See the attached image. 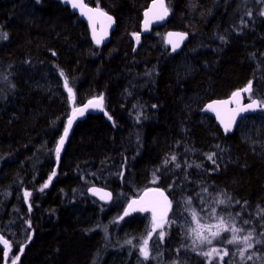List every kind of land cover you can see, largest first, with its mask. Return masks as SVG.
I'll list each match as a JSON object with an SVG mask.
<instances>
[{
    "label": "trees",
    "instance_id": "1",
    "mask_svg": "<svg viewBox=\"0 0 264 264\" xmlns=\"http://www.w3.org/2000/svg\"><path fill=\"white\" fill-rule=\"evenodd\" d=\"M151 1L86 0L116 18L98 46L86 22L57 0H0V234L10 244L8 256L0 248V264L17 256L16 264H134L136 254L118 253L106 233L143 232L148 214L115 218L154 185L172 197V215L189 201L204 211L214 195L231 199L232 213L262 237L255 249L264 255V113L224 135L201 111L249 81L264 102L260 0L249 9L243 0H166L165 27L136 45ZM169 29L190 35L179 53L165 43ZM72 97L76 106L102 97L105 110L75 126L55 170ZM91 185L110 189L112 203L90 196ZM179 234L168 229L165 261L181 258ZM183 253V264H210L194 250Z\"/></svg>",
    "mask_w": 264,
    "mask_h": 264
},
{
    "label": "rangeland",
    "instance_id": "2",
    "mask_svg": "<svg viewBox=\"0 0 264 264\" xmlns=\"http://www.w3.org/2000/svg\"><path fill=\"white\" fill-rule=\"evenodd\" d=\"M249 1L251 0H243L242 8L249 9L250 7L246 6V3H249ZM260 3V13L264 16V0H260ZM133 38L137 45L139 42H137L135 36ZM246 97L248 100H250L256 96H253L251 93V97H249V95H247ZM70 100L72 110H74V108L76 107L75 98L72 97ZM243 128L246 131H251L253 128V120L246 122ZM221 200L225 201V203L221 204ZM233 205L234 203L231 201V199L224 198L221 195H214L211 199V203H209L208 206H205L204 211L196 208L189 201L183 204V206L177 207L174 211V215H172L169 219L157 221L162 226L157 227L155 231L152 230L153 216L151 214H148L145 230L143 232L139 234H133L120 232L118 231V229H116L106 233V242L118 243V253H121L125 248H128L131 254H136L132 257L134 264H183V258H185L186 256L183 253L184 248L194 250L201 255H203V253L211 252V250L214 248L220 250V255L223 254V251L225 249L227 250L228 255L223 256L222 261H220L217 253H212L210 256L204 255L206 261L210 264H225L226 260L230 262V264H248V262L250 264H264V255L262 256L261 254L257 253L255 249L256 246H260L263 242L262 237L255 234L252 228H247L240 222V220L238 219L239 217L231 211ZM219 217H223L224 221L229 225V227L234 226L237 229H241V231L236 233L238 237H244L249 233H252V237L249 243H252L253 247L245 250V244L242 240L233 244L227 243V241L232 238V233L230 231H222L219 237L213 239L207 226H212L211 231H216L217 229L215 226L219 223ZM124 218L125 216L124 214H122L115 218V222L117 224H120L122 223ZM172 225L178 227L181 240H184L183 242H180L181 244L178 246L179 251L181 252V258H174L165 261L161 252L163 251V244L166 243L165 240L168 229ZM193 229H196L197 231L202 232L205 236H208L211 240V243H201L200 240L196 238V233L193 231ZM160 232L164 233L163 238L159 237ZM0 237H2L4 241L8 242L7 245H5L3 241H0V248H2L4 252L7 253L6 256H8V251L10 249L9 241L1 234ZM145 240H147V249L150 253L148 259H144L140 252V249L144 247ZM129 241L131 243H129ZM241 251H243V259L239 254ZM249 256H251L252 259L249 260ZM5 264L10 263L6 262Z\"/></svg>",
    "mask_w": 264,
    "mask_h": 264
},
{
    "label": "water",
    "instance_id": "3",
    "mask_svg": "<svg viewBox=\"0 0 264 264\" xmlns=\"http://www.w3.org/2000/svg\"><path fill=\"white\" fill-rule=\"evenodd\" d=\"M57 1L61 2L64 6H68L70 8V10L73 13H75L80 20L86 22V24L88 25V27L90 29V33H91V37L93 39V42L96 45L102 46L109 41L113 31L116 28V24H117L116 18L113 14L109 13L108 11H106L105 9H103L100 6L88 4L86 2V0H83V3L85 5H87V8H91V9L98 10V11H93V12L85 15V14L81 13V10L79 8H73L71 3L69 2V0H57ZM163 5H164V8H161L160 7V0H152L148 4V6L146 7V9L143 12V18L141 21L140 33H139L140 37L145 35V34L150 33L154 27L163 26L168 22V20L170 18V11H169V8L167 6L166 0H163ZM165 8L167 9V15H165L162 20L156 19L155 18L156 16L163 14ZM101 13H103V15ZM146 13H147V15H145ZM89 16H91V19H89ZM108 17H111V20H109ZM170 33L173 35L170 36L169 35ZM175 34H183V38H181V36L175 35ZM189 38H190L189 33L182 31V30H178V29H169L165 32V36H164L165 43L169 47L172 54L179 53L183 49L185 44L189 41ZM96 39H100L101 42L99 44H97ZM170 40L172 41V43H169ZM174 45H178V47H175V50H173ZM247 85L240 87V88L234 90L233 92L242 90ZM252 88H253V86H252ZM232 93L226 98H216V99L209 100L208 102L205 103V105L201 109V111L203 113L209 114L210 116H212L216 120V123L218 124V126L220 127V129L222 130L224 135L234 133L236 131L240 121L243 118H245L246 116H249L251 114H256L258 112L264 113V108L257 109L255 111H248V112L241 113L240 115L236 116L235 122L232 124L231 129L229 131L225 132V130H224L225 124L229 121L230 116H231V113L229 110L235 109L237 107V103L235 101H233L232 103L228 104L225 107L223 105L216 104L215 102L229 100L231 98ZM70 95L72 96L73 94L70 93ZM246 95H247L246 93L242 92V94L239 98V105L240 106L247 105V104L251 103L252 100L260 101V99L257 97H254L253 99L247 100ZM100 98L101 97L90 98V99L86 100L84 103L77 105L74 108V110L71 111L70 115L67 117L65 128L68 126L69 118L73 117V112L78 110V109H84L83 115H80L79 112L76 111L75 118L73 119L72 125L68 131V135L65 138L64 144L61 148L59 157L57 158V164L55 166V170L58 168V165H59L60 160H61V156L63 155V152L65 151L67 142H68L69 137L72 134L75 126L80 121L85 119L89 114H95V113L104 111V100H103V98H102V100ZM89 101L99 102L102 105V107H100V108L88 107L87 109H85V105H87ZM210 104L216 108V111H213V110L208 108V105H210ZM217 112H219V115H217ZM65 128H64V130H65ZM64 130H63L60 138L64 135ZM57 146H58V143H57ZM53 178H54V176L52 177V179ZM52 179H51V181H52ZM94 188L95 189H101V190H103V192L111 193L112 194L111 199H106V200L100 199L99 195H96L91 191ZM87 191H88V194L90 196L94 197L96 200H98L103 205L111 204L113 199H114L113 192L110 189L103 187V186L91 185L88 187ZM160 192L163 193V196L160 195ZM165 197H166V200H165ZM132 201H139L140 202L137 205H134V207L137 208L136 211H132L131 209H129V204H131ZM26 202L29 206V212H31L32 208H31V205L29 203L28 197L26 198ZM141 207H147L148 210L147 211H140L139 208H141ZM153 209H155V215H156L157 221H163V220L168 219L169 216L172 214V211H173L172 197L169 195V193L164 188H162L160 186H156V185L150 186V187L144 189L139 195L131 197L125 206L124 216H132V215L137 214V213H140V214L150 213L153 216ZM126 211L128 212V215H125Z\"/></svg>",
    "mask_w": 264,
    "mask_h": 264
},
{
    "label": "snow or ice",
    "instance_id": "4",
    "mask_svg": "<svg viewBox=\"0 0 264 264\" xmlns=\"http://www.w3.org/2000/svg\"><path fill=\"white\" fill-rule=\"evenodd\" d=\"M69 2L71 3L73 8H79L81 10V13L85 14V15H87L88 13H91L93 11H98V10H94V9H91V8H87V5H85L83 3V0H69ZM160 7L164 8L163 0H160ZM101 14L103 15V13H101ZM145 15H147V13ZM165 15H167V9L166 8L164 9V12H163L162 15H158L155 18L158 19V20H162ZM249 15H251V13H249ZM89 19H91V16H89ZM108 19L111 20V17H108ZM133 35L135 36L137 42H139V39H140L139 33H134ZM169 35L171 36L173 34L170 33ZM175 35H179V36H181V38H183V34H175ZM3 38H7V34L6 33L3 34ZM100 42H101L100 39H96V43L97 44H99ZM169 43H172V41L170 40ZM175 47H178V45H174V49L173 50H175ZM61 74L63 75V73H61ZM67 84H68V82H67V80H65L64 86L67 87ZM68 91H69V93H71V89L70 88L68 89ZM242 92L248 94L249 97H251L252 81H249L248 85L244 89L236 91V92H233L232 95H231V98L229 100L215 102L216 104L223 105L225 107L228 104L232 103L233 101H235L237 103V107L235 109H230L229 110L230 113H231V116H230L229 121L225 124V128H224L225 132H227V131H229L231 129L232 124L235 122L236 116H238V115H240L241 113H244V112L255 111L257 109L264 108V103H262L260 101H256V100H252L251 103H249L247 105L240 106L239 105V98H240ZM100 99L102 100V97ZM88 107L100 108V107H102V105L99 102L89 101L88 104L85 105V109H87ZM208 108L213 110V111H216V108L213 105H211V104L208 105ZM76 111H78L80 115H83V113H84V109H78ZM76 111L73 112V117L69 118L68 126L64 130V135L60 138V140L58 142V146L55 149L57 158L59 157V154H60L61 148H62V146L64 144L65 138L68 135L69 128L71 127L73 119L75 118ZM217 115H219V112H217ZM109 119H111V117H109ZM208 158L212 159L211 156H209ZM172 159L175 160V157L173 156ZM213 163H215V161H213ZM177 166H179V165H177ZM55 175H56V173H55V171H53L52 176L49 177L48 182H46L43 185V187L40 189L41 191H43L44 188H47L49 186V183L51 182L52 177L55 176ZM91 191L94 194L99 195L100 199H102V200L111 199V195L112 194L109 193V192H103V190L95 189V188L92 189ZM24 195L27 197V196H30L31 193L25 192ZM160 195L163 196V193L160 192ZM165 200H166V197H165ZM138 203H140V202L139 201H132V203L129 204V209H131L132 211H136L137 208L134 207V205H137ZM220 203L223 204V203H225V201L221 200ZM139 210L140 211H147L148 208L147 207H141V208H139ZM125 215H128L127 211L125 212ZM218 220H219V223L215 226L216 229H217L216 231H211L212 226H207L209 228V231L211 233V237L213 239L219 237L222 231H225V232L230 231L232 233V238L230 240H228L227 243L233 244V243H237L240 240H242L244 242V244H245V250L248 249V248H252L253 247L252 243H249V241L251 240V237H252V233H249L247 236H244V237H238L236 235V233L241 231V229H237L234 226L229 227V225L224 221L223 217H219ZM245 223H247V221H245ZM161 226L162 225L157 222L156 215H155V209H153L152 230L155 231V229L157 227H161ZM193 231L196 233V238L198 240H200L201 243H203V242H207L209 244L211 243V240L209 239L208 236H205L202 232L197 231L196 229H193ZM163 236H164V233L160 232L159 233V237L163 238ZM0 241H3V243L5 245H7V243H8L7 241H4L2 237H0ZM129 243H131V242L129 241ZM20 251L22 252L23 248H21ZM140 252H141V255L144 257V259H148L150 253H149V251L147 249V240H145L144 247H142L140 249ZM212 253H217L218 256H219L220 261L223 260V256L228 255V252H227L226 249L223 251V254L220 255L219 254L220 250L215 249V248L212 249L211 252H209V253H203V255L210 256ZM6 254L7 253H5V255ZM239 254H240L241 258L243 259V251H241ZM248 259L250 260V259H252V257L249 256ZM17 260H19V256H17L13 260L12 264H16Z\"/></svg>",
    "mask_w": 264,
    "mask_h": 264
},
{
    "label": "bare ground",
    "instance_id": "5",
    "mask_svg": "<svg viewBox=\"0 0 264 264\" xmlns=\"http://www.w3.org/2000/svg\"><path fill=\"white\" fill-rule=\"evenodd\" d=\"M248 1V0H247ZM240 7V6H239ZM245 8H246V6H245ZM242 9V8H241ZM166 25V24H165ZM165 25H164V27H165ZM168 27V26H167ZM170 28V27H169ZM90 30V29H89ZM188 33V32H187ZM158 35V34H157ZM156 37V36H155ZM159 39V38H158ZM71 96V95H70ZM51 221V220H50ZM103 260V259H102ZM102 262V261H101ZM102 264V263H101Z\"/></svg>",
    "mask_w": 264,
    "mask_h": 264
}]
</instances>
